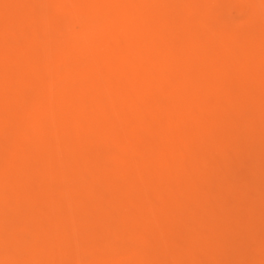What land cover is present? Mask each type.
I'll use <instances>...</instances> for the list:
<instances>
[{
	"label": "rangeland",
	"instance_id": "obj_1",
	"mask_svg": "<svg viewBox=\"0 0 264 264\" xmlns=\"http://www.w3.org/2000/svg\"><path fill=\"white\" fill-rule=\"evenodd\" d=\"M0 264H264V0H0Z\"/></svg>",
	"mask_w": 264,
	"mask_h": 264
},
{
	"label": "bare ground",
	"instance_id": "obj_2",
	"mask_svg": "<svg viewBox=\"0 0 264 264\" xmlns=\"http://www.w3.org/2000/svg\"><path fill=\"white\" fill-rule=\"evenodd\" d=\"M118 12V11H117ZM253 25V24H252ZM191 51V50H190ZM152 58V57H151ZM67 59V58H66ZM100 100V99H99ZM99 103V102H98ZM154 159V158H153ZM252 165V164H251ZM2 168V167H1ZM126 170V169H125ZM104 220V219H103ZM84 224V223H83ZM10 241H12V240H10Z\"/></svg>",
	"mask_w": 264,
	"mask_h": 264
}]
</instances>
